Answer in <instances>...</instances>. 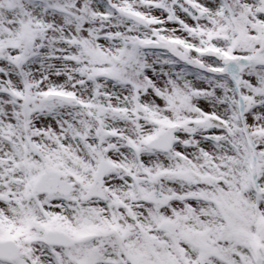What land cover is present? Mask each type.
Instances as JSON below:
<instances>
[{
    "label": "snow or ice",
    "instance_id": "1",
    "mask_svg": "<svg viewBox=\"0 0 264 264\" xmlns=\"http://www.w3.org/2000/svg\"><path fill=\"white\" fill-rule=\"evenodd\" d=\"M0 264H264V0H0Z\"/></svg>",
    "mask_w": 264,
    "mask_h": 264
}]
</instances>
